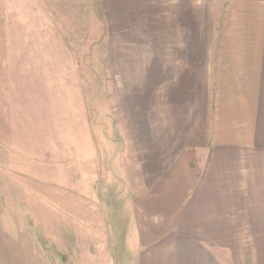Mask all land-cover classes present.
<instances>
[{
  "label": "crops",
  "instance_id": "0c3cea01",
  "mask_svg": "<svg viewBox=\"0 0 264 264\" xmlns=\"http://www.w3.org/2000/svg\"><path fill=\"white\" fill-rule=\"evenodd\" d=\"M101 1L113 6L105 79L121 82L124 103L99 153L113 152L109 186L135 219L120 217L114 237L103 228L98 248L67 224L62 246L112 252L113 264L132 255L142 264H235V252L237 264H264V0ZM7 185L3 207L40 221L43 202L22 201L23 185ZM27 214L18 216L21 240ZM0 264H42L41 254L0 252Z\"/></svg>",
  "mask_w": 264,
  "mask_h": 264
},
{
  "label": "rangeland",
  "instance_id": "374dc122",
  "mask_svg": "<svg viewBox=\"0 0 264 264\" xmlns=\"http://www.w3.org/2000/svg\"><path fill=\"white\" fill-rule=\"evenodd\" d=\"M112 8L101 0H0V252L40 253L42 264H113L112 252H67L65 228H82L98 248L120 217L135 219L109 186L113 152L98 145L116 136L114 106L124 103L121 82L104 74ZM5 182L6 190L23 185L20 200L43 202L40 221L32 210L3 207ZM20 211L27 240L19 239Z\"/></svg>",
  "mask_w": 264,
  "mask_h": 264
}]
</instances>
